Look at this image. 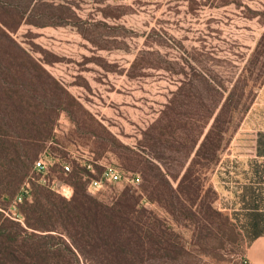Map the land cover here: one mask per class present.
I'll use <instances>...</instances> for the list:
<instances>
[{"label": "trees", "instance_id": "obj_1", "mask_svg": "<svg viewBox=\"0 0 264 264\" xmlns=\"http://www.w3.org/2000/svg\"><path fill=\"white\" fill-rule=\"evenodd\" d=\"M66 10L49 0H0V264H186L181 257L190 254L165 216L178 223L189 210L202 219L195 220L199 231L202 222L211 234L218 219L235 230L214 207L212 187L202 194L200 181L220 161L236 115L247 113L253 101L248 106L244 93L235 99V91L225 96L205 67L192 68L131 148L14 38L22 25H64ZM61 112L87 129L82 136L94 139L98 158L110 151L127 168H140L141 183L123 185L118 196L102 200L88 190L99 167L92 174L76 160L72 170L67 163L68 172L60 163L64 177L52 183L49 165L41 181L34 165L42 156L51 158L46 145L56 138Z\"/></svg>", "mask_w": 264, "mask_h": 264}, {"label": "rangeland", "instance_id": "obj_2", "mask_svg": "<svg viewBox=\"0 0 264 264\" xmlns=\"http://www.w3.org/2000/svg\"><path fill=\"white\" fill-rule=\"evenodd\" d=\"M49 1L65 4L68 10L64 16L69 20L61 26L22 25L14 38L43 62L85 110L131 148L142 140V131L158 118L192 68L205 67L226 89L225 96L235 91L236 99L244 93L248 106L263 85L264 0ZM153 63L159 67L147 68ZM247 82L249 86L244 88ZM73 111L76 113L77 108ZM76 114L79 117L80 113ZM245 115L246 112L236 115L225 136L220 161L205 171L200 181L202 194L212 187L216 193L214 207L225 215L218 206L215 174ZM79 119L83 120V116ZM83 129L87 130L78 128L61 112L56 138L46 145L52 154L46 160L51 183L52 178L64 177L61 162L70 164L72 170L76 165L73 160L83 162L94 156L142 177L140 168H127L110 151L98 158L92 152L94 139L87 141L82 136ZM97 170L100 172V168ZM122 188L123 185L105 183L96 194L102 200H111ZM146 206L156 210L153 204L147 202ZM157 212L164 218L162 209ZM186 214L178 223L165 216L178 234L177 242L190 254L181 257L182 262H248L245 239L229 215L235 230L218 219L209 234L204 229L206 223L201 222L200 231L196 226L195 220L198 224L202 219L193 217L189 210Z\"/></svg>", "mask_w": 264, "mask_h": 264}, {"label": "crops", "instance_id": "obj_3", "mask_svg": "<svg viewBox=\"0 0 264 264\" xmlns=\"http://www.w3.org/2000/svg\"><path fill=\"white\" fill-rule=\"evenodd\" d=\"M218 206L246 242L249 264H264V83L215 174Z\"/></svg>", "mask_w": 264, "mask_h": 264}, {"label": "built area", "instance_id": "obj_4", "mask_svg": "<svg viewBox=\"0 0 264 264\" xmlns=\"http://www.w3.org/2000/svg\"><path fill=\"white\" fill-rule=\"evenodd\" d=\"M47 158L40 157L35 165L34 171L41 175V181L43 180L46 171L48 169ZM63 169L68 172L70 166L65 162H61ZM86 169L92 173H96V167L100 168V174L98 178H93L88 186V190L91 193L100 191L105 183H111L113 185H132L138 186L141 183V176L137 173L126 171L114 163L104 162L103 160L95 159L94 157L83 160L82 162ZM29 185L27 184L26 187ZM20 200V198H19Z\"/></svg>", "mask_w": 264, "mask_h": 264}]
</instances>
